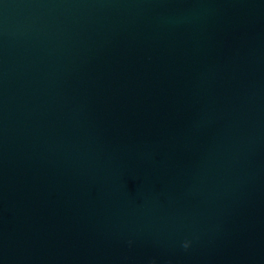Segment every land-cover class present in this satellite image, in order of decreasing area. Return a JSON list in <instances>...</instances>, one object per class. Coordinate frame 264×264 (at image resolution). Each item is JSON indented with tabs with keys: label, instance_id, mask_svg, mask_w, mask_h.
I'll use <instances>...</instances> for the list:
<instances>
[{
	"label": "water",
	"instance_id": "95a60500",
	"mask_svg": "<svg viewBox=\"0 0 264 264\" xmlns=\"http://www.w3.org/2000/svg\"><path fill=\"white\" fill-rule=\"evenodd\" d=\"M153 262L264 264V0H0V264Z\"/></svg>",
	"mask_w": 264,
	"mask_h": 264
},
{
	"label": "clouds",
	"instance_id": "9594fccd",
	"mask_svg": "<svg viewBox=\"0 0 264 264\" xmlns=\"http://www.w3.org/2000/svg\"><path fill=\"white\" fill-rule=\"evenodd\" d=\"M191 245V241L190 240H185L184 243H183V247L185 249L189 248ZM153 264H155V262H153Z\"/></svg>",
	"mask_w": 264,
	"mask_h": 264
}]
</instances>
